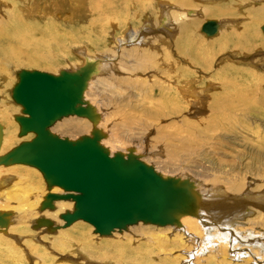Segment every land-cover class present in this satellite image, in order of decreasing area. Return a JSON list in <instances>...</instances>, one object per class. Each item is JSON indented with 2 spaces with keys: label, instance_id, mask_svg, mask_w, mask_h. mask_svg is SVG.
Here are the masks:
<instances>
[{
  "label": "rangeland",
  "instance_id": "374dc122",
  "mask_svg": "<svg viewBox=\"0 0 264 264\" xmlns=\"http://www.w3.org/2000/svg\"><path fill=\"white\" fill-rule=\"evenodd\" d=\"M90 1L91 0H0V47L1 44L3 45L5 43L3 42V31L5 27L1 25V22L5 24L7 21L11 24L15 19L12 18L10 22V14H13V12V17L18 15L26 18L29 22L36 21V23H38V28L42 26L41 29H44L43 27L47 26V28L53 30L56 41L57 39L62 40L64 38V47L62 44L59 46L60 48L54 45L55 48L53 49V53H51L53 58L49 63H41L40 66H29L25 62L20 63L23 64L21 66H14L6 63L7 68H5L4 73L0 74V90H2L0 91V118L4 128H6L5 138H8V134L10 135L12 132L16 135V140H14V145L11 147L8 146V148H5L3 145V150L1 149V151L6 155L13 148L17 147V144L19 146L20 144L33 140L35 137L31 132H29L31 134L25 133L21 135L20 123L16 117V115H18V117L21 115L23 108L13 99V89L17 85L18 78L22 72L25 70H35L50 74H58L64 71L72 73L73 69H76L77 66H81V53L83 52L84 54H86V52H91V55L96 54V56H102L101 53L106 54V51L109 53L115 50L119 55L122 54L127 57L134 43H131L132 41H128V39L120 43L119 37L123 35L126 39L127 33L129 31H134L135 27L140 25L141 30L139 32H142L141 37L144 36V39L140 38L142 40L139 39L134 42L136 44H141V46H139L140 48L153 52L154 60L157 65L155 64L153 67L142 71L141 75H138V73H131L132 77L122 80V76L125 77V72L122 67L124 64L119 61L123 62V58L120 59L119 55L115 54L113 57H115V62L119 63V69L116 67L117 70L115 73L111 74V77H109V74L105 77L108 78L106 83L95 84L93 88L94 91H89L88 93V96L91 98V92H93L92 97H96L99 102H102L105 109L107 108L108 111L111 112L110 116L107 114L105 116L106 126L110 129L112 136H118L119 139L123 137L126 141H128L127 139L131 141L133 137L134 140L141 138L145 141L148 136V138H150L149 143L153 145L157 144V148H159L161 152L165 153L169 150L171 153H174L173 155H176L174 157L175 163H171L170 160L166 159V162L163 160V162H160V165L157 164L165 171L167 169H177L176 172L181 171V174L189 172V174L201 178L211 172L218 174L215 170H209L211 167L209 163L213 162L215 165L221 164L227 168L231 167L230 169H233L235 172H239L241 174V180L246 183L249 189H252V193H256L259 189H263L264 21L257 27L258 38L253 41L252 44L250 42V44H248L250 46L247 45L249 51L247 50L248 52L246 53H240L238 48H233L228 49L229 52L223 51L222 53L219 52V54L218 48L220 43L217 42V38L223 36V33H229L232 36V34L241 32V28L244 27V24L248 20L246 17L249 16L250 6L264 5V0H213L211 5L217 3L225 7L226 10L215 16L205 15V9L202 8V5H205L204 3H201L199 0H194L192 2L194 5L191 9H195L196 11L195 18L198 19V28L196 31L188 32V35L193 38L192 45L194 44L193 47L196 52H200L197 54L201 59L203 58V64L199 62L194 63L184 55L185 53L183 52L187 51L188 45L181 39L182 33H179L180 30L177 26L175 27L172 18L169 23L164 22V24L161 25L158 24L156 17H154L156 12L160 9L162 1H167L171 6H174L176 5L175 2L179 0H151L153 4L146 5L145 7H141V4L137 6V9L129 7V10H127L128 13L123 9L122 14L124 12L125 14L116 16L117 19L113 15H110L111 18L107 16V12H112L111 7L106 8L107 6L105 7V4H96L93 7ZM112 2H114L115 5L113 6V10L119 11L120 0H113ZM152 7L156 10L154 14L150 13L144 16L143 14L145 11H147V9L149 11ZM169 9L171 12L172 8ZM125 15L127 16L128 22L127 24H122V18ZM104 16L108 19H103ZM207 18L212 20L216 19L221 22L222 26L218 30L219 32L217 31L213 36H206L205 33L200 30V23ZM125 29L127 32L126 35L123 34ZM198 36L201 37V39L199 38L197 41V39L194 38H198ZM71 38H77L78 42L76 45L72 44L71 46ZM203 40L205 43L208 42L209 47L212 45L215 46L208 48L207 45L205 47L198 44ZM232 40L234 43L236 38ZM213 41H215V43ZM217 43H219V45ZM192 45H190V47H192ZM177 47H179L180 50ZM207 48L212 52H209ZM202 52H205L204 55ZM224 53H226V55ZM214 54L216 57H214ZM21 55L24 61L27 56L26 52H23ZM112 61L114 62V58H112ZM59 75L62 74L60 73ZM177 76H182V79ZM137 81H140L141 84L137 83ZM103 84L105 86L107 84V88L104 87ZM186 88L191 90L187 91ZM192 89H194V91ZM148 90L152 94V99L145 97V93ZM189 91L194 94L195 103L193 101L188 104V99L194 100L191 96L189 97ZM179 96L183 99L180 100ZM254 97L256 99H254ZM240 98H244L247 102L249 100V102H242L244 100ZM217 100H221V102L226 104H231L239 100L238 102H241V105L239 104L240 106L236 105L232 108H228L222 103V108L219 112L223 113V116H228L229 113H231L230 116L224 117L226 121L223 120L219 126L220 128H217V130L213 128L216 125L214 122L206 132L199 131L198 126H203V121L207 122L206 120L211 116L208 122H212L213 116L216 117L218 114L215 109H212ZM157 102H159L160 105ZM156 105L160 108L164 106H174L175 108L181 106V109L178 115H167L157 120L149 116H147V118L141 114L146 108L150 107L151 109H156L158 107ZM7 108L13 110L11 112L12 114L9 116L3 114V110ZM224 109H227V113L223 111ZM13 117H15V119ZM65 117L67 118L68 116H62L58 121H66L64 120ZM14 120L16 124H14ZM182 120L186 122L191 121L192 123V131L194 132L192 135L187 136L190 139L185 137V131H183L182 134L179 133V129L185 128ZM3 121H6V123ZM83 121V119L77 118L74 122H77L78 126L76 124L69 126L72 133L77 138L88 137L85 136L86 133L83 131L85 125ZM170 124H173V126ZM224 126H226L227 129H224ZM19 133L21 136L18 135ZM171 133H174V135H171ZM178 133L180 135H178ZM171 139L173 143L175 141V147H168L165 145L168 144L169 140L172 141ZM158 146L163 149L161 150ZM150 152L153 151H149L147 154H141L142 156L140 155L138 160L144 163L143 160L150 157L148 160L151 161L153 158ZM160 157L162 158V156ZM123 162L126 163V160ZM166 164L168 166H166ZM19 166H23L26 171L21 173L20 170H18L20 168ZM215 169L217 170L218 168L216 167ZM0 172H2L0 176V206L8 207V209L0 211L4 213H2L3 215L7 213L10 215L12 212L19 214L21 213L20 209H27L29 203L35 204L34 207L31 206L29 208V211L39 209V211L44 212L45 210L52 209L48 206V202L54 201V199L52 200L50 197L53 193L46 187V179L43 173L41 172V174L40 170L35 166L28 163H15L0 166ZM38 180L41 182V184H39L40 187L38 186V189H40L39 191L33 190L36 188L35 185H38ZM260 184L262 186L261 188H259ZM27 186L31 187L28 188ZM21 188L24 189V193L26 190V194H20L21 192H19V189ZM59 188L65 191L63 187ZM35 191L39 192L36 193L37 196H34ZM8 195L10 199L9 197L7 199ZM17 195L20 196L17 197ZM17 198L19 199L17 200ZM24 200L26 202H22ZM59 200L62 201L64 199ZM51 202L49 203L51 204ZM36 205H38L37 208H35ZM75 207L76 204H74L71 211H64L60 215V223L55 225H51L50 223L40 225V222H37V220L40 219V212H32L31 215H29V221L22 224L10 223V225H8L6 222L4 223V217L2 222L0 221V237L11 243L14 246V250L17 251L18 258L20 257L18 260L13 261V264H47L44 263L45 259H48V264L158 263L160 258V255H158V253H160L159 249L154 247V244H149L146 235L141 233L143 231L136 226L139 222L138 220H135L133 224L129 226L127 225V227L121 226L107 235H100L96 233L94 226L87 221L80 219L68 223L65 220L67 212L69 214L73 213ZM240 212H242V210ZM47 219H50V215H47ZM146 223L150 224L152 222ZM37 226L40 228H37ZM60 235H63V238H60ZM33 245L41 247L44 250H41V248L36 250V247ZM7 251L9 252V250ZM7 251L5 246L0 245L1 253ZM43 252L44 254L41 255ZM11 257L12 256L7 257L8 260L6 262L9 263ZM261 262L264 264V261ZM180 264L183 263L180 262Z\"/></svg>",
  "mask_w": 264,
  "mask_h": 264
},
{
  "label": "bare ground",
  "instance_id": "6f19581e",
  "mask_svg": "<svg viewBox=\"0 0 264 264\" xmlns=\"http://www.w3.org/2000/svg\"><path fill=\"white\" fill-rule=\"evenodd\" d=\"M112 1L113 0H91L90 3L93 5V7L96 4H105V7L107 6L106 8L111 7L112 12H107L108 18H111L110 15L115 16V18L116 16H120L123 12V9H125V12L128 13L127 10H129V7H134L137 9V6L140 4L141 7L153 4L151 0H120V10L118 9L119 11H115L113 10V6L115 5ZM193 1L194 0H179L175 2L176 5L174 6H171L167 1H162L160 4V9L156 12L154 17H156L158 24L161 25L164 24V22L169 23L170 19L172 18L175 23V27L177 26L180 30L179 33H182L181 39H183L184 43L188 45L187 51L183 52L185 53L184 55H186L187 58L194 63L199 62L200 64H203V58L201 59V57L197 54L200 52H196L193 47L194 44L192 45L193 38L188 35V32L196 31L198 28V19L195 18L196 11L195 9H191L194 5L192 4ZM199 1L205 4L202 5V8L205 9V15L215 16L220 12L226 11L225 7L221 6L220 4L216 3L211 5L213 0ZM169 8H172L171 12ZM147 11H145L143 14L144 16L149 15L150 13L154 14L156 10H154L152 7L148 12ZM125 12L123 14H125ZM13 14H10V22L12 18H15L16 20L14 19L11 24H9L6 20L5 24L1 22V25L5 27L3 31V42L6 44H1L0 47V74L4 73L5 68H7L6 63L14 66H21L23 64L20 63L22 62H25L29 66H40L41 63H49L53 58V55L51 54L53 53V49L55 47H59L61 44L64 47V38L62 40L57 39L56 41L55 36L53 35V30H50V28H47V26H45L46 28L43 27L44 29H41L42 26L38 28V23H36V21L29 22L26 18L20 17L18 15L13 17ZM248 14L249 16L246 17L248 20L244 24V27L241 28V32L232 34V36L229 33H223V36H219V38H217V42L220 43L218 53H222L223 51L229 52L228 49L233 48H238L240 53H246L249 51L248 46L250 45L248 44H250V42L252 44L253 41L258 38L257 27L262 21H264V5L250 6ZM108 18L104 16L103 19ZM213 21L215 22L216 28L212 33H207L200 27V30L204 32L206 36L215 35V33L222 26L220 21L216 19ZM127 22V16L125 15L122 18V24H127ZM140 30V25L136 26L134 31H129L128 33L125 29L123 34L126 35L127 33L126 39L123 35L119 37L120 43L126 41L127 39L128 41H132L131 43H134L127 57L123 56L122 54L119 55V53H117L115 50L112 52L110 51L111 53H108L107 51L106 54L101 53L102 56H96V54L91 55V52H86V54H84L83 52L81 53V66H77L76 69H73L72 73L64 71L60 72L62 75H59L60 73L50 74L44 71L33 70L35 72L47 73L52 77H64L65 84L67 85L66 91L68 92L69 90L72 100H70L67 107L62 109L60 112H53L58 107H61V104L64 103V97L57 89H55L57 96H55L54 93L51 95H46L41 107L37 104H32L31 108L25 107L23 102L16 97L15 88L13 89V99L17 101V103H19L23 108L21 115L19 117L16 115L21 127L20 133L22 135L31 132L33 135H35V137L33 140L27 141L26 143L20 144L19 146L16 143L17 147L13 148L5 155V153L1 151L3 145L5 148L14 145L13 143L14 140H16V135L11 132L10 135L8 134V138H5L6 128H4L0 118V166H6L15 163H28L32 166H35L38 170H40V173H43L44 178L47 181H45L46 187H48V190L53 193L50 197L52 200L54 199V201H49L51 204L48 202V206L52 209L45 210L44 212L39 211V209H33L29 211V208L31 206L34 207L35 205L30 203L28 204L29 206L27 209H20L21 213L19 214L12 212L10 215L9 213L3 215L4 213L2 212V214L0 212V221L2 222V219L5 217L4 223L6 222L8 225H10V223L22 224L29 221V215H31L32 212H40V219L37 220V222H40V225H45L46 223L55 225L60 223V215L64 211H71L74 207V204H76L74 212L70 214L67 212L65 220L70 223L74 220L82 219L94 226L87 218L75 214L78 210L77 197L81 196V194L84 192L82 188H79L81 186L78 184H88L90 188L88 186V191L86 192L96 194V196L98 195V202L102 200L103 195L110 192L115 193V191H112V187H114V185H120L124 188V191H119L120 193H130L132 196L136 195L133 198L127 199V201L131 200L129 202L132 203V201L137 200L140 201L142 205L148 206L149 208L154 206L156 208V212L152 218H147L144 215H138L134 211L129 221H119L115 227L106 230H100L94 226L97 234L99 233L100 235H107L121 226L127 227V225L129 226L133 224L135 220H138L140 223L138 222L136 226L143 231L141 233L146 235L149 244H154V247L159 249L160 253H158V255H160V258L157 264H180V262L183 264H263L261 261H264V188L259 189V191L256 193H252V189H249V187L246 186V183L241 180V174L239 172H235L233 169H230L231 167L227 168L221 164L215 165L213 162L209 163L211 166L209 170H215V172H218V174L211 172L208 173V175H202L203 177L201 178L189 174V172H184V174H181V171L176 172L177 169H167L165 171L158 165H160V162H163V160L166 162V159L170 160L171 163H175L174 157L176 155H173L174 153H171L169 150L165 153L161 152L159 148H157V144L153 145L152 143H149L150 138H148V136L147 138L145 137V141L141 138L134 140V137L131 141H129V139L126 141L123 137L121 139H119L118 136L113 135V137L112 133H110V129L106 126L105 116L106 114L110 116L111 112H109L107 108L105 109L102 102H99L96 97H92L93 92H91V98L88 96L89 91H94L93 88L95 84L104 82L106 83L108 80V78H105L107 74H109V77H111V74L115 73L116 70L119 69L120 65L118 62H115V57H113L115 54L119 55L120 59L123 58V62L119 61L120 63L124 64L123 66L121 65L125 72V77L122 76V80L132 77L131 73H138V75H141L142 71H145L156 64L154 60V53L147 49L140 48L139 46H141V44L135 43V40H139L140 38L144 39V36L141 37L142 32H139ZM199 38L201 39L199 36L198 38L194 39H197L198 41ZM233 38H236L234 43L232 40ZM77 42V38H71V46L72 44L76 45ZM213 42L215 43V41ZM219 43L217 44L219 45ZM198 44L205 47L206 45L208 46V42L205 43L204 40L200 41ZM190 45H192V47H190ZM211 47L208 46V48ZM208 51L212 52L209 49ZM23 52H26L27 54L24 61L21 58V54ZM224 54L226 55V53ZM214 57H216L215 54ZM112 58H114V62L112 61ZM26 71L28 70H25L22 73H25ZM119 71L123 72L122 70ZM137 83L141 84L140 81H137ZM107 86V84L106 86L104 85L106 88ZM188 90L191 89H187V91ZM192 90L194 91V89ZM189 92V97L191 96L192 99H194V94H192L191 91ZM145 97H148L149 99L153 98L149 90L145 93ZM179 98L180 100L183 99H181V96H179ZM41 99L43 98L41 97ZM240 99L244 100V98ZM254 99L256 98L254 97ZM193 101L195 103V99H188V104ZM238 101H235L231 104H226L221 102V100H217L214 106L212 105V109H215V111L218 113V116H213V121L211 120L212 122H208L211 116L206 120L207 122L203 121V126L201 124V126H198L199 131L206 132L214 122L216 125L213 128L215 130L220 128L219 126L223 120L226 121V118L224 117H228L231 114L229 113V115L227 114L228 116H223V113L219 112L222 108V103L226 107L232 108L236 105H241V102ZM242 102L247 101L244 100ZM157 103L159 104V102ZM180 109L181 106H177V108L174 106H164L160 108L158 106L156 109H151L149 107L144 109L141 114L157 120L167 115H178ZM12 111V109L7 108L3 110V114L9 116L12 114ZM223 111L227 113V109H224ZM62 116H68L67 118H64L66 121H58V119H60ZM33 117L45 118V121L41 127L39 126V120L36 119L33 121ZM13 118L15 119V117ZM77 118L84 120L83 122L85 125L83 127V131L86 133L85 136H88L87 138L75 137V135L72 133V130L69 128V126H72V124H76L78 126V123L74 122ZM3 122L6 123V121ZM15 122L16 121L14 120V124H16ZM182 123H184L185 128L179 129V133L182 134L183 131H185V137L190 139L187 136L192 135L194 132L192 131V123L191 121H183ZM170 125L173 126V124ZM224 129H227V127L224 126ZM20 133L18 135H20ZM179 133L178 135H180ZM171 135H174V133H171ZM174 143L173 140H169L168 144L165 145L168 147L174 146ZM80 146H87L89 150L99 151L112 160H116L120 166L126 168L133 169V167L141 166L149 173L152 172L156 176V179L154 182H149L147 184V181L141 182V180L138 178H135L133 182H128L123 180V177H119L115 173L116 169H112L113 171H111L102 162H98L96 163L97 165H94L89 157L81 155L78 157L79 159L71 158L70 155L74 152L71 150H77L80 148ZM160 149L162 150L163 148L160 147ZM149 151H153L150 153L152 154L151 157L154 160L151 159V161H149L148 158L150 157H148L146 160L144 159V163L138 160L141 154H147ZM160 156H162V158ZM92 157L95 158L94 156ZM125 160L126 163L123 162ZM166 166L168 165L166 164ZM19 167L20 168L18 170H20L21 173L26 171L23 166ZM216 167L218 168L217 170L215 169ZM110 172L113 174H110ZM1 174L2 172H0V176ZM57 178L61 179L62 181L63 179L67 180L69 183L77 186L73 187L68 186L67 184H60V181ZM37 184L38 185H35L36 188L32 189L39 191L40 188L38 189V186L40 187V180H38ZM58 186L63 187L65 191H63V189L59 188ZM27 187L29 188L31 186ZM261 187L262 186L260 184L259 188ZM138 190H140V192H138ZM38 191L34 192V196H37L36 193ZM19 192H21L20 194L24 193V189H19ZM54 193L58 195H55ZM24 194H26V190ZM18 196L20 195H17V197ZM8 197L9 195L7 196V199ZM18 199L19 198H17V200ZM59 199L64 200L61 201ZM22 202L26 201L24 200ZM154 202L155 205L153 204ZM124 203L121 202V205L117 209L123 207ZM5 207L0 206V211L8 209V207ZM37 207L38 205L35 206V208ZM241 210L242 212H240ZM102 214L100 216H102ZM47 215H50V219H47ZM146 222L152 223L149 224ZM39 226H37V228ZM60 238H63V235H60ZM0 245L5 246L6 251L9 250V252H0V264H13V261L20 258H18L17 251L14 250V246L1 237ZM33 246L36 247L35 245ZM38 248L40 249L41 247H36V250ZM41 250L44 249L41 248ZM43 254L44 252L41 255ZM9 256L12 257L8 263L6 261L8 260L7 257ZM47 261L48 259H45L44 263L48 264Z\"/></svg>",
  "mask_w": 264,
  "mask_h": 264
},
{
  "label": "water",
  "instance_id": "95a60500",
  "mask_svg": "<svg viewBox=\"0 0 264 264\" xmlns=\"http://www.w3.org/2000/svg\"><path fill=\"white\" fill-rule=\"evenodd\" d=\"M200 25L201 29H203L207 33L214 32L216 28L215 22L209 18L202 21ZM64 80L65 79L63 76L59 78L52 77L47 73L26 71L25 73H21L18 78V83L15 87V95L19 100L23 102L26 108H31L32 104H37L41 107L43 105L46 95H51L52 93H54V95L57 96V92L55 91V89H57L63 95L64 103L61 104V107H58L53 112H60L62 109H65L70 100H72L69 90L68 92L66 91L67 85L65 84ZM41 97L43 99H41ZM32 119L33 121L38 119L40 127L45 121V118L33 117ZM71 151H74L70 155L71 158L77 159L81 155L89 157L94 165H97L96 163L98 162H102L111 171H113L112 169H116L115 173L119 177H123V180L128 182H133L135 178H138L139 180H141V182L147 181V184L149 182H154L156 179V176L152 172L149 173L141 166L133 167V169L120 166L116 162V160H112L111 158L107 157L106 155H103L99 151L89 150L87 146H80V148H78L77 150L73 149ZM92 156H94L95 158H93ZM110 174L113 173L110 172ZM58 180L60 181V184H67L68 186L73 187L77 186L72 183H69L67 180L64 179L63 181L61 179ZM78 185L81 186L79 188H82L84 192L81 194V196L77 197L78 210L75 214H78L79 216H83L90 220V222H92V224L96 226L97 229L106 230L117 226L119 221H129L134 211L138 215H144L147 218H152L156 212V208L154 206H151V208H149L148 206L142 205L140 201L137 200L132 201V203L129 202L131 200L127 201V199L133 198L136 195L132 196L130 195V193H120L119 191H124L123 186L114 185V187H112V191H115V193L110 192L108 194L103 195L102 200L98 202V195L96 196V194L86 192L88 191V184L81 183ZM138 192H140V190H138ZM118 200L123 203H127H124L123 207L117 209L121 205V202H119ZM153 204L155 205V202ZM92 212L95 214H93ZM101 214L102 216H100Z\"/></svg>",
  "mask_w": 264,
  "mask_h": 264
}]
</instances>
